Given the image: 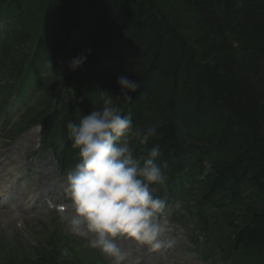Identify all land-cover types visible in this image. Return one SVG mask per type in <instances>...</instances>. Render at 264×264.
<instances>
[{
    "label": "trees",
    "instance_id": "obj_1",
    "mask_svg": "<svg viewBox=\"0 0 264 264\" xmlns=\"http://www.w3.org/2000/svg\"><path fill=\"white\" fill-rule=\"evenodd\" d=\"M46 1L0 3V20L13 16L7 31H0L10 43L2 50L4 66L9 59L12 72L21 73L25 63L34 60L24 44L34 42L37 28H42L46 33L40 35V42L57 48L50 56L56 65L87 55L83 66L67 80L75 78L80 89L88 88L92 108L101 97L95 89L94 72L102 66V59H112L123 69L110 74L115 84L121 75L137 79L141 86L142 82L152 83L157 90L147 89L156 97L148 92L145 103H141V88L131 94L130 101L118 98L122 113L138 98L134 125L157 126L160 133L148 147L159 144L163 157L188 151L184 159L176 157L172 162L161 157L157 162L170 170V179L188 180L183 200L200 221L209 245L213 242L223 249L229 264H264V0H84L83 4L80 0H52L54 29L41 12ZM83 7L94 13L80 27L89 37L72 31L67 39L62 37L66 28L79 21ZM6 8L7 16H3ZM110 8H114L112 13ZM103 10L106 14L102 16ZM122 15L124 19L117 21ZM71 35L77 38L73 42H69ZM107 37L115 45L109 49L115 52L97 60L95 49ZM14 58L19 60V68L12 63ZM57 69L52 71L54 77L61 74ZM176 82L184 88L183 99H179ZM166 103L170 115L163 109ZM191 111L209 115L211 121L201 137L192 133L199 128L197 122L188 126V141L182 138L179 142L178 121L186 122L184 112ZM53 117H45L50 135L62 130L55 129ZM70 117L74 118V111ZM66 146L71 144L67 142L63 151ZM134 147L142 154L141 146ZM205 162L210 168H205ZM227 184L238 191L239 199L233 194L225 200L209 194L210 185L224 194ZM52 260L50 255L39 256L30 264H55Z\"/></svg>",
    "mask_w": 264,
    "mask_h": 264
},
{
    "label": "clouds",
    "instance_id": "obj_2",
    "mask_svg": "<svg viewBox=\"0 0 264 264\" xmlns=\"http://www.w3.org/2000/svg\"><path fill=\"white\" fill-rule=\"evenodd\" d=\"M86 54L72 59L75 71ZM117 98L130 101L141 84L126 75L117 78ZM102 106L67 124V139L75 150L74 165L66 172L64 193L71 210L61 205L59 220L86 246L98 250L110 264H125L127 254L120 241L131 240L149 252L173 248L166 215L167 201L153 195L152 186L165 187L167 176L157 163L162 153L157 126L137 127L132 113L123 114L108 91L100 92ZM135 145L141 146L137 154ZM64 140L60 141L62 150ZM67 257V248L62 250Z\"/></svg>",
    "mask_w": 264,
    "mask_h": 264
},
{
    "label": "rangeland",
    "instance_id": "obj_3",
    "mask_svg": "<svg viewBox=\"0 0 264 264\" xmlns=\"http://www.w3.org/2000/svg\"><path fill=\"white\" fill-rule=\"evenodd\" d=\"M43 96L42 93L39 99H43ZM32 109L34 108L32 107L29 112ZM27 143L34 144L35 137L31 136ZM0 151H3L1 141ZM39 168H45V164ZM52 172L51 168L47 170L48 175ZM64 248L69 251L67 257L61 254ZM52 250L60 256L64 264H110L108 258L98 250L86 246L85 241L73 236L59 220V216L51 211H37L33 215L0 212V261L23 264L25 261L29 262L38 256L49 254ZM181 252L182 250L178 255ZM188 257L191 259L188 261L190 264H200L199 261L194 260L195 258H191L195 256Z\"/></svg>",
    "mask_w": 264,
    "mask_h": 264
},
{
    "label": "bare ground",
    "instance_id": "obj_4",
    "mask_svg": "<svg viewBox=\"0 0 264 264\" xmlns=\"http://www.w3.org/2000/svg\"><path fill=\"white\" fill-rule=\"evenodd\" d=\"M0 1H1L0 3H3L6 0H0ZM80 2H81V4H83L84 0H80ZM54 7H55V2L54 1L52 2V0L50 2L48 0V1L45 2L44 8L41 10V12L44 14V17L46 18L47 22H49V24H51L52 27L54 26V22H55V20L53 19V14L55 13ZM7 11H8V8L3 10V16H7V13H6ZM68 11L70 12L71 8L68 9ZM109 11H110V13H112L114 11V8H112V9L110 8ZM89 14H94V13L91 12L89 9H84V7H83L82 10H81V15L79 16L80 17L79 21H77L74 25L69 26L68 28H66V34H63L62 37L67 39L69 37V31L77 32V33H83V34H85L86 36L89 37L88 32L86 30H82L80 28L86 23V21L89 22L87 20V18H89ZM104 14H106L105 10L102 11L101 15L103 16ZM69 18H70V16L68 15L66 21H68ZM123 19H124V15H122L121 17H118L117 21L118 20L121 21ZM83 28H85V27H83ZM53 29H54V27H53ZM89 29L92 30V31L94 30L92 25L90 26ZM52 36H53V38L59 37L58 34H56V35L52 34ZM60 40H61V37H60ZM112 44H113V41H111V37H107V38L104 39V41H103L101 46L98 45L96 47L95 52H96V55H97V60H101L105 56H110V55H112V53L115 52L114 49H109V48H113L115 46V45H112ZM81 50H83V48H81ZM13 60L14 61L12 63L15 64V66L17 68H19L20 65H21L19 60H17L16 58H14ZM112 61H113L112 59H109L107 61V63H105L104 65L98 67L97 70L94 72V78H95L94 79V84L97 86V87L95 86V89L97 90V92L108 91L110 95H112L114 98L116 97L115 102L113 101L114 104H117L120 108H122L123 104L117 98V95L119 94L120 90H119L117 84L114 83L113 76L111 77L110 74L112 72L120 73L123 69L121 68V66L115 65ZM170 79H172V77ZM157 81H159V79H157ZM181 82H182V78H181ZM142 85L144 87L140 86V88L142 89L141 90V94L143 96V100L141 101V103H143V102L145 103V100H146V97L148 95V92H150L154 96V98L156 97L153 92H151L150 90L147 89V88H151L153 91L157 90V88H155V86H153L152 83H150V82H142ZM176 90H178L177 92L179 93V96H180L179 99L180 98L183 99L185 97V92H184V88L182 87V84L180 82H178V83L176 82ZM88 96H89V92H87V91L86 92H82L80 100H79V102L76 105L77 106H81L82 103L88 98ZM121 99H122L123 102L125 101V99H123L122 97L120 98V100ZM54 100L58 101V98L54 97ZM137 100H138V98H137ZM136 101H135L134 105L131 107V109L128 108V105L124 109L125 110L124 114H127L129 112L132 113V119L134 118L133 113H135L137 111V109H136L137 102ZM178 102H179V100H178ZM131 105H132V103H131ZM101 106H102V97H100V99L97 102L95 108H99ZM163 109L166 111V113L168 115H170V110H169L170 108L167 105V103L163 104ZM184 117H185V121L186 122L183 123L181 120L178 121L179 122V126H177V130H179V131L177 132L178 133L177 137L179 139V142L182 140V138L183 139H187V134L189 133L188 126L192 127V125L197 122L199 124V128L196 127L195 129H193L192 133L194 132V133L198 134L201 137L202 134H200V133L201 132H205V129L207 130V124H208L207 121H209V122L211 121V119L209 118V115H202L201 113L195 114L192 111L191 112H184ZM137 120H138V118H137ZM133 122L137 125V121L135 122V120H133ZM207 137L211 141H213V138L210 135H207ZM169 147H170V145H169ZM141 151H142V149H141ZM189 152L191 154L193 153V151H189ZM178 153L170 152L167 155V157H163V156H161V157L164 158V159L167 158V159H169L170 161L173 162L174 159H176V157H177V159H184V158H186L185 156L189 155L188 151H185V152L182 151V152L179 153V155H178ZM215 188L216 189H212V187L210 185L209 194L211 196H215L216 195L214 197L216 199H226L229 196V194H233L235 199H239L238 191H235L231 184L224 185V188H225L224 189L225 190L224 194H222L220 192H216L218 187H215ZM219 194H222V195L217 196ZM254 248H255V246H254Z\"/></svg>",
    "mask_w": 264,
    "mask_h": 264
}]
</instances>
